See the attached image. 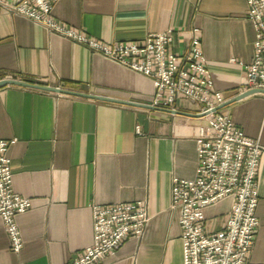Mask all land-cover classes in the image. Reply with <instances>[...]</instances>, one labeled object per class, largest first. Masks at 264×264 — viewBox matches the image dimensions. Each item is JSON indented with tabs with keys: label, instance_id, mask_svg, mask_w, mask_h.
Returning <instances> with one entry per match:
<instances>
[{
	"label": "crops",
	"instance_id": "obj_1",
	"mask_svg": "<svg viewBox=\"0 0 264 264\" xmlns=\"http://www.w3.org/2000/svg\"><path fill=\"white\" fill-rule=\"evenodd\" d=\"M53 15L68 27L113 44L149 33H174L182 53L194 30L215 87L229 101L244 90L255 32L245 0H59ZM14 80L150 105L152 82L31 21L0 14V81ZM182 103L180 112L197 114ZM264 148V95L222 109ZM188 117L19 85L0 86V138L8 151L12 189L31 200L16 217L20 252L0 218V264H67L93 241L92 207L146 201L144 235L130 238L100 264H183L182 231L171 209L173 178L195 179L197 127ZM142 135H137L136 127ZM257 175L259 221L249 261L264 264V151ZM226 197L205 209V227L219 231Z\"/></svg>",
	"mask_w": 264,
	"mask_h": 264
},
{
	"label": "built area",
	"instance_id": "obj_2",
	"mask_svg": "<svg viewBox=\"0 0 264 264\" xmlns=\"http://www.w3.org/2000/svg\"><path fill=\"white\" fill-rule=\"evenodd\" d=\"M59 0H0V14L25 18L48 32L85 46L91 53L149 79L154 87L150 106L179 110L198 105L205 123L197 127L195 179L173 178L171 209L179 216L183 264H251L249 255L259 225L257 175L264 148L245 135L231 117L215 109L226 100L207 68L201 40L194 30L182 53L173 50L174 33H149L139 42L106 44L59 22L53 8ZM247 19L255 32L251 62L244 66V90H264V0H245ZM136 134L142 135L136 127ZM15 140L0 138V218L18 253L23 246L16 222L31 200L12 189L8 151ZM232 198L223 227L209 232L204 211ZM146 201L92 207L93 241L67 264H100L130 239H141L149 221Z\"/></svg>",
	"mask_w": 264,
	"mask_h": 264
},
{
	"label": "water",
	"instance_id": "obj_3",
	"mask_svg": "<svg viewBox=\"0 0 264 264\" xmlns=\"http://www.w3.org/2000/svg\"><path fill=\"white\" fill-rule=\"evenodd\" d=\"M7 84L19 85V86H24V87L54 92V93H58V94H64V95H68V96L80 97L83 99L87 98V99L96 100V101L108 102V103H112V104H119V105L136 107V108L142 107L143 109L162 111V112L171 113V114H175V115H183L185 117L186 116H188V117H199V118L205 117V114H190V113L185 114V112L152 107L150 105H144L142 103L138 104V103L129 102V101L127 102V101L118 100V99L109 98V97H104V96H99V95H95V94L78 92V91H74V90L66 89V88H61V87L43 86V85H39V84H32V83H28V82H21V81H14V80H11V81L10 80H2V81H0V86H4ZM259 93L264 95V90L263 89H252V90L246 91L242 94H239L235 98H233L229 101H226L223 105L217 107L215 109V111L221 110V109L225 108L226 106H228V105H230V104H232V103H234V102H236V101H238L244 97L254 95V94H259Z\"/></svg>",
	"mask_w": 264,
	"mask_h": 264
}]
</instances>
